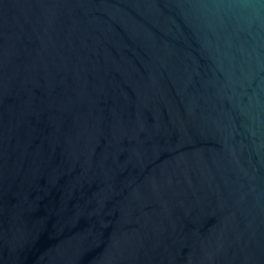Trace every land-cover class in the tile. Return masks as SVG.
<instances>
[{
	"label": "water",
	"instance_id": "obj_1",
	"mask_svg": "<svg viewBox=\"0 0 264 264\" xmlns=\"http://www.w3.org/2000/svg\"><path fill=\"white\" fill-rule=\"evenodd\" d=\"M0 264H264V0H0Z\"/></svg>",
	"mask_w": 264,
	"mask_h": 264
}]
</instances>
